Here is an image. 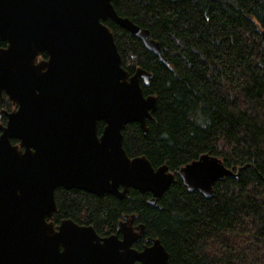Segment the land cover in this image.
<instances>
[{
    "label": "water",
    "instance_id": "obj_1",
    "mask_svg": "<svg viewBox=\"0 0 264 264\" xmlns=\"http://www.w3.org/2000/svg\"><path fill=\"white\" fill-rule=\"evenodd\" d=\"M108 19L169 66L159 42L118 16L111 0H0V40L8 43L0 49V98L5 93L17 107L0 125V264H169L158 239L147 238L141 251L131 248L143 225L134 233L120 222L103 238L70 219L56 229L55 189L118 200L132 189L161 209L157 201L175 175L207 199L215 183L234 175L207 154L175 173L127 156L122 131L136 123L146 133L157 100L141 89L151 74L122 68ZM43 52L48 60L36 64Z\"/></svg>",
    "mask_w": 264,
    "mask_h": 264
},
{
    "label": "trees",
    "instance_id": "obj_2",
    "mask_svg": "<svg viewBox=\"0 0 264 264\" xmlns=\"http://www.w3.org/2000/svg\"><path fill=\"white\" fill-rule=\"evenodd\" d=\"M111 4L118 16L150 32L169 64L111 20L104 22L122 68L151 74L141 89L157 100L146 133L136 123L122 131L127 156L175 173L207 154L234 175L215 183L210 199L188 192L175 175L157 201L161 209L146 204L148 193L132 189L118 200L58 188L53 223L70 219L105 237L133 216L144 238L160 241L169 264H264V0ZM12 108L3 96L0 110Z\"/></svg>",
    "mask_w": 264,
    "mask_h": 264
},
{
    "label": "flooded vegetation",
    "instance_id": "obj_3",
    "mask_svg": "<svg viewBox=\"0 0 264 264\" xmlns=\"http://www.w3.org/2000/svg\"><path fill=\"white\" fill-rule=\"evenodd\" d=\"M0 43L3 44V46H0V49H6V48L8 47V43H7V42H5V41H1V40H0ZM47 60H48V55H47L45 52H43V53H40V54L38 55V57H37L36 60H35V63L38 64V63H40V62H46ZM3 96H4L5 98L8 99V97H7V96L5 95V93H3V92H2V96H1L0 99H3ZM8 101H9V99H8ZM9 102H10V101H9ZM10 104H11V106L13 107V108L11 109V111L7 112V111H5V110H0V119H1V118H4V121H3V122H0V125H2V126H4V125L6 124V122H7V115L10 114V113H12V112H14V111H16V109H17V107H16L15 105H13L11 102H10ZM98 124H99V123H98ZM103 127H104V124H103V126H102L100 132H98V126H97V135H98V136H100ZM11 143H12V145H19V141L16 140V139H12V140H11ZM21 150H23V148H21ZM57 189H58V188H57ZM55 190H56V189H55ZM54 213H55V212H54ZM52 219H53V215H52ZM51 221H52V220H51ZM121 222H124V224H125V226H124V231H129V232L137 233V229H136L137 225L134 224L133 219L128 220L127 218H124ZM52 223H53V221H52ZM60 223H61V222H60ZM60 223H59V224H60ZM59 224H56V225H55V224L53 223V225H54V227H55L56 229H57V227L59 226ZM78 225H79V224H78ZM80 226H81V225H80ZM115 233H116V231H115ZM115 233H113V234H115ZM111 235H112V234H111ZM99 237H101V236H99ZM105 237H107V236H105ZM118 237L121 239L122 234H119ZM101 238H103V237H101ZM146 239H147V238H144V235H143V236L140 238L139 241H136V242H133V243H132L131 248L136 249V248L134 247V245H137V244H140V245H141V250H142L144 247L149 246V244L147 243ZM136 250H137V249H136ZM141 250H139V251H141Z\"/></svg>",
    "mask_w": 264,
    "mask_h": 264
}]
</instances>
